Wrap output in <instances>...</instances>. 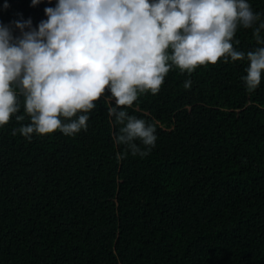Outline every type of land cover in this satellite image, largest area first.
<instances>
[{
  "label": "trees",
  "instance_id": "trees-1",
  "mask_svg": "<svg viewBox=\"0 0 264 264\" xmlns=\"http://www.w3.org/2000/svg\"><path fill=\"white\" fill-rule=\"evenodd\" d=\"M247 2L260 20L233 38L245 54L264 47V0ZM57 3L0 0V24L19 37L17 22L38 30ZM248 67L172 66L158 94L117 109L155 124L151 151L134 141L144 156L117 143L110 92L86 131L31 141L12 134L31 123L18 94L0 127V264H264V73L249 92Z\"/></svg>",
  "mask_w": 264,
  "mask_h": 264
},
{
  "label": "clouds",
  "instance_id": "clouds-1",
  "mask_svg": "<svg viewBox=\"0 0 264 264\" xmlns=\"http://www.w3.org/2000/svg\"><path fill=\"white\" fill-rule=\"evenodd\" d=\"M42 2L32 0L33 6ZM45 14L38 30L31 20L17 22L19 37L0 24V127L19 112L22 95L31 123L12 134L19 131L29 141L33 134L71 137L86 131L87 114L107 91L116 104L109 115L122 125L117 143L144 156L148 152L134 141L151 151L155 124L117 109L131 108L138 94H158L172 66L191 75L221 59H247V90L261 84L264 47L245 54L232 43L238 27L253 28L260 20L247 0H58ZM261 29L264 22L253 34L264 44Z\"/></svg>",
  "mask_w": 264,
  "mask_h": 264
}]
</instances>
